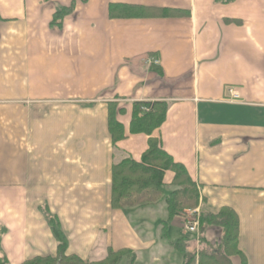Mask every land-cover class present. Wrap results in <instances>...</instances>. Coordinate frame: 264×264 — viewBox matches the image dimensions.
I'll return each instance as SVG.
<instances>
[{
	"label": "crops",
	"instance_id": "obj_1",
	"mask_svg": "<svg viewBox=\"0 0 264 264\" xmlns=\"http://www.w3.org/2000/svg\"><path fill=\"white\" fill-rule=\"evenodd\" d=\"M112 6L183 15L112 17ZM230 87L243 100L230 101ZM144 103L165 104V121L133 133ZM151 139L186 168L200 210L238 216L231 263L264 264V0H0V258L57 256L45 206L67 254L91 262L111 248L134 264H183V251L219 244L217 226L199 236L182 216L165 226L158 202L112 209L113 166L140 162Z\"/></svg>",
	"mask_w": 264,
	"mask_h": 264
},
{
	"label": "trees",
	"instance_id": "obj_2",
	"mask_svg": "<svg viewBox=\"0 0 264 264\" xmlns=\"http://www.w3.org/2000/svg\"><path fill=\"white\" fill-rule=\"evenodd\" d=\"M117 10L124 12L120 14V12L117 13ZM69 11L70 9L58 11L54 23L59 22ZM110 15L112 17H177L183 13L170 9L153 10L136 6H112ZM143 107L149 108L150 111L143 112ZM166 111L165 104H139L134 112L131 131L151 134L165 121ZM109 125L113 142L124 138L122 126L116 121L113 114H110ZM167 171L174 173L172 186L176 189L166 195L164 176ZM162 199L165 200L168 211V220L163 223L165 226L174 218L181 216L184 211L196 209L203 203V200L200 203L199 189L188 175L186 168L182 164L174 162L162 150L158 140L151 139L149 148L140 162L128 158L113 166L111 207L113 210H123L126 206L145 207ZM46 219L58 244L57 256L35 257L22 264H120L124 257L129 258L128 264L135 263V257L129 250L114 251L109 248L107 256L98 262L84 260L77 255H68V240L58 217L47 211ZM208 226H217L222 230L220 243L215 247L206 244L204 248L198 250L197 254L183 251V264H196L197 256V264H232L230 258L240 255L238 247L239 219L232 209L224 208L217 214L206 213L201 209L199 235ZM201 240L200 237L199 241L202 242ZM0 264L9 263L2 257ZM242 264H246L244 260Z\"/></svg>",
	"mask_w": 264,
	"mask_h": 264
},
{
	"label": "built area",
	"instance_id": "obj_3",
	"mask_svg": "<svg viewBox=\"0 0 264 264\" xmlns=\"http://www.w3.org/2000/svg\"><path fill=\"white\" fill-rule=\"evenodd\" d=\"M148 64H154V65H157L159 64V61L155 58H149L147 59L146 61ZM228 92V99L230 101H241L243 100V97L242 95L240 94L239 91H237L236 89L230 87L228 88L227 90ZM142 111L143 112H148L150 111L149 108H146V107H143L142 108ZM199 210H193L190 212V216H186L184 218V227H185V230L188 231V233H191V234H198V231H199Z\"/></svg>",
	"mask_w": 264,
	"mask_h": 264
},
{
	"label": "rangeland",
	"instance_id": "obj_4",
	"mask_svg": "<svg viewBox=\"0 0 264 264\" xmlns=\"http://www.w3.org/2000/svg\"><path fill=\"white\" fill-rule=\"evenodd\" d=\"M165 192H166V195L170 192L169 190H168V188H166L165 189ZM157 203V202H156ZM152 204H155V203H152ZM166 204H165V200L164 199H162V200H159L158 201V207H161V206H165ZM130 207H132V206H126V208H130ZM133 207H135V206H133ZM197 210H199L200 211V207H198V208H196ZM196 209H193V210H196ZM193 210H187V211H184V213L181 215L182 217H183V219L186 217V216H190L189 214H190V212L191 211H193ZM48 211V208H47V206H45L44 208H42V212L44 213V215L46 216V212ZM1 217H3V216H1ZM198 218H199V216H198ZM183 225H184V223H183ZM185 228V227H184ZM186 232H188V231H186ZM2 237V235H0V238ZM2 242H1V240H0V248H2ZM196 260H197V257H196ZM121 264H126V259L124 258L123 260H122V262H121Z\"/></svg>",
	"mask_w": 264,
	"mask_h": 264
}]
</instances>
